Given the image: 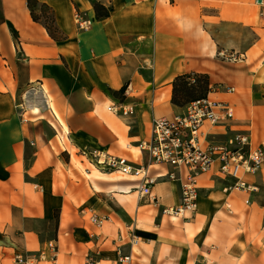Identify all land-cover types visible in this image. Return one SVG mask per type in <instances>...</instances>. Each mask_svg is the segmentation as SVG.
<instances>
[{
  "label": "crops",
  "instance_id": "crops-1",
  "mask_svg": "<svg viewBox=\"0 0 264 264\" xmlns=\"http://www.w3.org/2000/svg\"><path fill=\"white\" fill-rule=\"evenodd\" d=\"M40 1L67 39L34 20L28 0H0V264L52 239L62 264H85L97 249L110 256L103 264H126L115 239L127 224L142 240L139 264H264V166L246 175L260 187L247 192L224 190L234 179L215 164L201 176L198 210L171 217L162 208L179 202V181L158 178L157 205L140 199L139 177L93 168L81 153L100 148L142 163L137 143L153 120L181 112L172 101L181 74L235 88L212 92L234 119L230 129L206 125L208 140L264 141V0H98L114 7L103 19L96 0ZM77 12L89 28L79 29ZM124 100L136 105L130 118L108 110Z\"/></svg>",
  "mask_w": 264,
  "mask_h": 264
},
{
  "label": "built area",
  "instance_id": "built-area-1",
  "mask_svg": "<svg viewBox=\"0 0 264 264\" xmlns=\"http://www.w3.org/2000/svg\"><path fill=\"white\" fill-rule=\"evenodd\" d=\"M76 19L79 29L89 28L91 21L84 19L79 12L76 13ZM217 89L235 91L234 87L211 85L207 96L189 102L183 111L154 119L151 135L137 143L138 149L144 154L142 163H135L127 157L100 148L81 149V153L93 168L120 171L124 175L139 177L140 199L157 205L160 201L153 189L158 178L167 177L171 181H179V202L176 205H163L162 208L163 214L171 217L186 216L198 210L201 176L215 164L218 165L220 176L234 179V183L224 190L259 191L260 187L250 183L246 175L256 174L263 168L264 141L256 143L251 134L242 133L230 136L226 143H218L205 137L206 125L223 124L230 129V122L234 119V108L228 102L211 96ZM108 110L130 118L136 114V105L124 100L109 105ZM164 164L171 165L172 170L157 176L151 175L150 169L153 166ZM247 203L251 204V201L248 200ZM227 205L230 208L228 203ZM262 207L264 214V202ZM91 219L100 228L104 224L101 216L95 215ZM115 242L118 263L139 264L133 252L141 245L142 240L134 225L127 224L124 230L119 231ZM125 246L130 247V253H124ZM37 260L62 264L59 260L58 240H50L35 255L19 252L15 256V264H34ZM104 260H110V256L97 249L88 253L85 264H103Z\"/></svg>",
  "mask_w": 264,
  "mask_h": 264
},
{
  "label": "trees",
  "instance_id": "trees-1",
  "mask_svg": "<svg viewBox=\"0 0 264 264\" xmlns=\"http://www.w3.org/2000/svg\"><path fill=\"white\" fill-rule=\"evenodd\" d=\"M35 3L40 4L42 7H46L50 10V16L49 17L46 16V17L49 18L51 22H49L48 20H44L41 15L37 14V12L35 11V5H36ZM28 5L32 12L34 20L41 22L47 28L48 32L53 38H55L56 40H63L68 38V35L58 25L55 10L51 5H49L46 2H42L40 0H28ZM94 8L96 11V17L99 19L109 17L114 9L112 5L106 6L98 0L94 2ZM4 21H5V17L3 15L2 5L0 2V24L3 23ZM194 76L203 78V80L198 79L197 82L203 81L207 85L205 92L197 91L198 92L197 94L190 95L189 93L190 88L188 87L189 86L188 84H190L189 80H191ZM210 89H211V84L209 78L206 75L181 74L176 77L173 83L172 101L177 106H182L183 105L182 99H187L186 102L189 103L196 99H200L207 96V93L210 91ZM124 90L125 88L123 89V91Z\"/></svg>",
  "mask_w": 264,
  "mask_h": 264
},
{
  "label": "rangeland",
  "instance_id": "rangeland-1",
  "mask_svg": "<svg viewBox=\"0 0 264 264\" xmlns=\"http://www.w3.org/2000/svg\"><path fill=\"white\" fill-rule=\"evenodd\" d=\"M35 11L37 12V14L41 15L44 20H48L49 22H51L50 19L46 17V16H48V17L50 16V10L48 8L42 7L40 4H36L35 5ZM197 77L198 76H194L191 80H189L190 84H188L189 85L188 87L190 88V90H189L190 95L197 94L198 93L197 91L205 92V90L207 88V85L203 81L197 82L198 79L203 80V78H201V77L197 78ZM186 100L187 99H182L183 105L180 106L182 108L181 111H183L184 108L186 107V105L188 104L186 102Z\"/></svg>",
  "mask_w": 264,
  "mask_h": 264
}]
</instances>
